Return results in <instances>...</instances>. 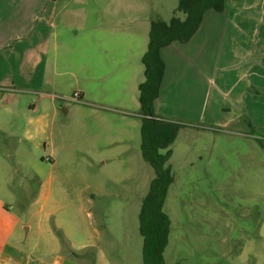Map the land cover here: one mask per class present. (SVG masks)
I'll use <instances>...</instances> for the list:
<instances>
[{"label":"rangeland","instance_id":"1","mask_svg":"<svg viewBox=\"0 0 264 264\" xmlns=\"http://www.w3.org/2000/svg\"><path fill=\"white\" fill-rule=\"evenodd\" d=\"M176 1L0 0V88L14 89L25 109L40 97L53 100L59 120L83 131L91 127L87 118L93 106L118 111L108 118L116 129L124 128L127 149L128 139L131 145L141 141L145 12H169ZM28 29L24 40L14 37ZM32 33L45 36L50 45L33 74L25 70L26 78L14 51ZM75 93L88 105L72 101ZM179 123L176 139L163 151H172L167 166L174 178L164 205L171 220L166 264H264V148L257 142L264 138L253 137L247 124ZM15 132L18 136L20 129ZM82 137L81 149L86 146ZM17 140L0 144V203L20 216L37 190L36 179L24 176L34 156L47 157L49 149L28 151ZM144 163L133 151L108 165L83 162L93 166V190L115 194L95 195L87 202L89 221L113 264H144L143 238L131 214H137L133 199L143 198L155 177ZM88 257L78 260L90 264Z\"/></svg>","mask_w":264,"mask_h":264},{"label":"crops","instance_id":"2","mask_svg":"<svg viewBox=\"0 0 264 264\" xmlns=\"http://www.w3.org/2000/svg\"><path fill=\"white\" fill-rule=\"evenodd\" d=\"M178 2L166 13L165 6L161 12H145L147 44L152 22L169 21ZM28 31L20 30L14 37L24 40ZM45 41V36L32 33L31 40L16 46L15 63L26 78V71L32 75L40 65L42 53L50 45ZM161 57L166 69L155 105L157 115L175 122L247 124L253 137L264 138V0H229L225 12L207 11L193 38L187 43L174 41L161 50ZM15 93L0 88V144L17 137V145L24 149L42 154L49 149V154L35 155L31 171L24 176L37 181L35 198L22 205L24 212L15 215L12 206L0 203V264H85L78 259L88 255L90 264H113L89 221L87 202L95 195L115 194L100 188L94 191L89 180L93 166L83 162L108 165L121 161L130 151L143 161L141 141L131 145L128 139L127 149L124 147V128L116 129L108 118L110 112H120L108 107L93 106L87 119L94 128L83 131L59 120L53 100L40 97L25 109ZM80 97L77 103L88 105L82 94ZM69 111L63 108L64 114ZM82 135L86 146L81 149ZM15 168L18 171L19 166ZM142 199H133L135 221ZM57 231L67 238L76 257L63 253Z\"/></svg>","mask_w":264,"mask_h":264},{"label":"trees","instance_id":"3","mask_svg":"<svg viewBox=\"0 0 264 264\" xmlns=\"http://www.w3.org/2000/svg\"><path fill=\"white\" fill-rule=\"evenodd\" d=\"M229 0H179L175 15L169 21H154L149 33V44L143 58L145 81L139 86V101L144 118L141 126V153L143 161L154 171L149 190L141 201L138 214L139 234L143 238L142 258L144 264H166L164 253L169 244L171 220L164 211L168 190L174 181L167 162L172 151L167 150L183 126L155 111L161 95L166 65L161 50L174 41L189 42L201 28L207 11L223 13ZM151 114V118H149ZM264 148V140L257 139ZM63 253L76 257L67 238L59 231Z\"/></svg>","mask_w":264,"mask_h":264},{"label":"built area","instance_id":"4","mask_svg":"<svg viewBox=\"0 0 264 264\" xmlns=\"http://www.w3.org/2000/svg\"><path fill=\"white\" fill-rule=\"evenodd\" d=\"M74 102H81L80 93H75V95L71 98Z\"/></svg>","mask_w":264,"mask_h":264},{"label":"water","instance_id":"5","mask_svg":"<svg viewBox=\"0 0 264 264\" xmlns=\"http://www.w3.org/2000/svg\"><path fill=\"white\" fill-rule=\"evenodd\" d=\"M149 118H151V114H149Z\"/></svg>","mask_w":264,"mask_h":264}]
</instances>
